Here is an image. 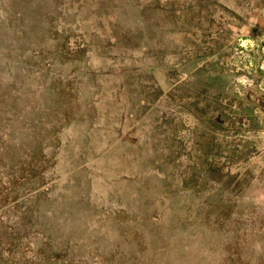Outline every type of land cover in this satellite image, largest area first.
Here are the masks:
<instances>
[{
    "label": "rangeland",
    "instance_id": "1",
    "mask_svg": "<svg viewBox=\"0 0 264 264\" xmlns=\"http://www.w3.org/2000/svg\"><path fill=\"white\" fill-rule=\"evenodd\" d=\"M118 1L0 0V264H264V112L242 103L238 123L228 107L236 101L215 86L157 102L147 71L144 102L130 104L139 131L120 113L108 118L104 103L138 87L120 75L143 54L129 44L142 33L109 17L75 31L72 14ZM217 17L147 15L181 44L165 57L145 47L147 68L218 54L217 32L210 45H192ZM224 17L220 37L235 28L238 39L241 26L243 50L264 34V16ZM111 34L128 44L117 62L96 45ZM87 109L98 126L82 117ZM128 129L140 135L136 146L124 140Z\"/></svg>",
    "mask_w": 264,
    "mask_h": 264
},
{
    "label": "crops",
    "instance_id": "2",
    "mask_svg": "<svg viewBox=\"0 0 264 264\" xmlns=\"http://www.w3.org/2000/svg\"><path fill=\"white\" fill-rule=\"evenodd\" d=\"M106 1L108 2L109 0ZM135 1H137L136 4ZM243 3L244 5L245 3L247 5L243 6ZM118 5L120 6H116L115 8L107 5L89 8L85 6L78 10L74 9L72 14L75 16V24L77 21L79 24L81 23L79 27L77 26L75 28V31L84 30V28L88 29L89 27L87 26L93 24L94 21L97 22L99 20V23H102L107 21L105 19L106 17H109L110 23L114 22L116 25L121 23L123 31L128 32L127 34L142 33L138 42H134L133 40L129 43L135 47L142 48L141 51L143 54L132 63L133 65L135 64L137 69L134 67V69L129 71L128 77L122 74L120 75L124 80L129 79V76L132 77L133 82L137 83L138 87L134 92H120L119 94V90H116V87V89L110 93L111 95H120L121 100L115 98L112 99V101L104 103V106L107 105L110 108L108 109L109 111L112 110L110 111L108 118H116V113H120L119 115H121L122 119L132 120L133 123L131 126L137 128L139 131L141 122L138 118L139 116H136V112L130 104H132V102H144L146 88L145 74L147 71L155 80L156 85L160 90V100L157 99V102L162 100L163 102L169 101L170 103L172 100V93L177 89H198L201 87L203 89L213 90V87L215 86L214 88L219 90L218 95L236 101L235 104L229 105L228 107L233 110L232 114L237 116L238 123H240L241 117L247 111V108L243 107L242 103L249 106L250 110L253 109L255 112H264V47L259 46L261 42L264 41V34L262 37L257 35L256 38L253 37L248 41H244V46L249 47V49L243 50L241 32H239L238 39L234 34L235 30L233 33L234 35L230 34L227 38L224 37L222 39L220 37V29L222 28L220 22L215 23L213 27H210L209 24L204 28L201 40L192 45L196 47L199 45H210L206 40L211 39L210 35L213 34H211V32H217V42L215 44L221 46L223 49L215 55L200 57L191 56V58L186 61L188 63L187 67L182 69L173 67V63H171L173 60L164 62L161 67L152 64L153 66L149 65V68H147L146 64L147 62H150L151 59L146 57L145 49V47L152 46L156 48L159 57H165L168 53L170 55L171 51H173L172 48L181 46V44L173 38L171 27L161 26L160 28H153L150 26V23L146 18L147 15H213L218 16V19L219 16L225 14L236 15L246 13L264 16V0H149L148 2L147 0H133V2L130 0H119ZM242 9L249 10L243 12ZM129 15L134 17L130 18L128 17ZM111 16H113V21H111ZM110 29L111 28H107V30ZM104 38L105 36H97L96 45L102 48V52L104 53H109L111 51L112 54H108V58L111 62H117L121 59L120 56L123 54L118 50L123 48L120 45H125V41H121L118 37L116 40V37L112 34L108 35L106 37L107 39ZM110 38H113V41L110 40ZM127 45L128 44L125 46ZM113 52L116 53L113 54ZM74 57L73 59H77ZM213 76L216 77L211 78ZM97 91L99 95L100 92L99 90ZM195 95L197 96L196 100L207 101L204 93L199 96L197 93ZM157 105L158 104L154 105L156 111L157 107H160ZM99 106L104 107L103 104H99ZM94 114L87 109L83 111L82 117L87 119L89 117L91 119V116L95 117L94 120L97 122L96 126H98L101 116L97 113ZM173 116L174 114H171L170 118L173 119ZM176 127L177 124L175 121L173 123V130ZM129 131L130 129L124 133V140L131 146H136L140 143V135L135 134V130L131 132ZM173 133H175V130ZM92 134H95L94 126L90 129V135ZM235 138L238 139L239 142L255 141L252 138V135H250L249 138L244 139L239 135ZM177 139L176 136L175 141ZM88 140L90 139H84V141ZM110 153H112V151ZM115 153H117V151ZM99 156L100 154H94L93 158H98Z\"/></svg>",
    "mask_w": 264,
    "mask_h": 264
},
{
    "label": "flooded vegetation",
    "instance_id": "3",
    "mask_svg": "<svg viewBox=\"0 0 264 264\" xmlns=\"http://www.w3.org/2000/svg\"><path fill=\"white\" fill-rule=\"evenodd\" d=\"M245 5H247L246 3H245ZM243 10V12H245V11H247V10H249V9H242ZM245 10V11H244ZM242 14H244V13H242ZM246 14V13H245ZM226 15H230V14H225V15H222V16H219V19H218V17H217V19L215 20H213V26H214V24L215 23H217V22H220V21H225V17L224 16H226ZM236 15H240V14H236ZM254 15V14H253ZM210 16V15H209ZM211 21V20H210ZM228 27H229V25H228ZM239 28L241 29V26H239ZM229 29H230V27H229ZM239 29V32H241V30ZM235 30V29H234ZM234 30H232L231 31V35L234 33ZM230 31V30H229ZM229 34V35H230Z\"/></svg>",
    "mask_w": 264,
    "mask_h": 264
}]
</instances>
